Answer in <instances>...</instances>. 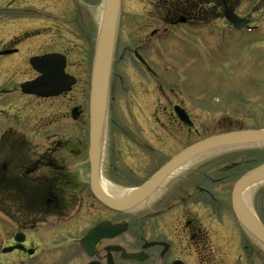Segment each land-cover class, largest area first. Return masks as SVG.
Returning <instances> with one entry per match:
<instances>
[{
    "label": "flooded vegetation",
    "instance_id": "1",
    "mask_svg": "<svg viewBox=\"0 0 264 264\" xmlns=\"http://www.w3.org/2000/svg\"><path fill=\"white\" fill-rule=\"evenodd\" d=\"M37 1L59 3L49 16L57 40L50 42L56 50L32 56L63 55L74 83L55 97L22 92L39 76L24 78L25 41L41 35L29 36L23 21L35 0H0V264H264L232 212L240 176L230 165L217 173L199 171L198 162L180 166L149 197L127 203L175 156L214 135L198 137V109L176 84L167 90L158 82L167 69L147 53L174 44L213 48L220 62L231 48L264 49V0H120L96 170L89 156L91 6ZM222 101L231 112L232 98ZM157 128L164 139H155Z\"/></svg>",
    "mask_w": 264,
    "mask_h": 264
},
{
    "label": "rangeland",
    "instance_id": "2",
    "mask_svg": "<svg viewBox=\"0 0 264 264\" xmlns=\"http://www.w3.org/2000/svg\"><path fill=\"white\" fill-rule=\"evenodd\" d=\"M101 3V0H88L91 6L89 16L93 23V36L102 11ZM58 4L37 0L29 3L27 18L23 20L26 22L27 31L36 33L43 29L45 33L27 38L24 46L28 57L56 50L55 45H50V42H55L57 38L54 36V30L50 31L48 28H54L51 24L53 19L49 16L59 11L56 6ZM213 52V48H188L174 44L166 48L156 47L154 51L152 49L147 53V58L153 59L161 69L166 68L165 80L174 86L176 84L177 91H182L187 96L189 104L198 109L193 111L192 116L195 126L199 128V138L221 132L222 126L231 130L264 128V49L231 48L230 58L221 59L220 62L213 59ZM4 61L10 62V57L4 58ZM26 70L28 73L24 78L35 76L29 65ZM225 96L231 97L235 104L231 112L225 111L222 101ZM26 130L28 137H34L32 136L35 133L34 128L27 127ZM155 133L156 140L164 139L166 136L160 133L158 128ZM194 140L195 138H189L188 143ZM159 143L157 142V145ZM263 161L264 145L221 150L199 160L197 164L200 165L199 171H216L215 173L230 165L231 172L237 177L257 168ZM194 166L197 165L189 168H195ZM220 175L212 174V177ZM137 179L139 180V177H135V180ZM249 207L264 222V183L251 190ZM250 250L254 251L253 248ZM232 258L233 255L230 260ZM252 260L256 264H261L260 258Z\"/></svg>",
    "mask_w": 264,
    "mask_h": 264
},
{
    "label": "water",
    "instance_id": "3",
    "mask_svg": "<svg viewBox=\"0 0 264 264\" xmlns=\"http://www.w3.org/2000/svg\"><path fill=\"white\" fill-rule=\"evenodd\" d=\"M119 9L120 0H103L93 55L90 90L89 156L94 165V170L98 167L101 154L104 115L108 100L109 78ZM64 62L65 58L59 54H47L31 58L29 63L40 76L33 81L22 84V92L41 98H49L69 91L74 79L65 74ZM159 82L170 89L162 80H159ZM180 117L183 120V117ZM263 145L264 129L234 131L208 137L189 146L161 168L143 186L131 191L127 203L131 206L149 197L171 171L180 166L190 165L204 154L227 148ZM262 183H264V164L249 171L236 181L231 192V208L239 225L264 248V225L254 211L243 203L242 198L247 189ZM100 199L105 203L103 197H100Z\"/></svg>",
    "mask_w": 264,
    "mask_h": 264
},
{
    "label": "bare ground",
    "instance_id": "4",
    "mask_svg": "<svg viewBox=\"0 0 264 264\" xmlns=\"http://www.w3.org/2000/svg\"><path fill=\"white\" fill-rule=\"evenodd\" d=\"M255 187H258V185H256V186H254V187H251V188H249V189H247L245 192H244V194H243V203L246 205H249V196H250V194H251V190H253ZM246 205V206H247Z\"/></svg>",
    "mask_w": 264,
    "mask_h": 264
},
{
    "label": "trees",
    "instance_id": "5",
    "mask_svg": "<svg viewBox=\"0 0 264 264\" xmlns=\"http://www.w3.org/2000/svg\"><path fill=\"white\" fill-rule=\"evenodd\" d=\"M260 161H261V159H259V160H258V162H260ZM261 163H264V161H263V162H261ZM255 167H256V166H255Z\"/></svg>",
    "mask_w": 264,
    "mask_h": 264
}]
</instances>
